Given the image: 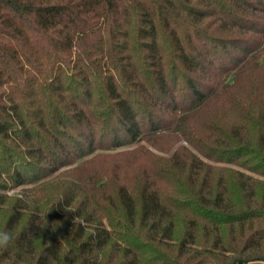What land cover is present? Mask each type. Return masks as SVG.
Returning a JSON list of instances; mask_svg holds the SVG:
<instances>
[{
    "label": "trees",
    "instance_id": "16d2710c",
    "mask_svg": "<svg viewBox=\"0 0 264 264\" xmlns=\"http://www.w3.org/2000/svg\"><path fill=\"white\" fill-rule=\"evenodd\" d=\"M208 101L233 115L179 132L250 173L185 147L159 159L165 185L82 169ZM72 164L0 192V264L264 259V0H0V189Z\"/></svg>",
    "mask_w": 264,
    "mask_h": 264
},
{
    "label": "rangeland",
    "instance_id": "374dc122",
    "mask_svg": "<svg viewBox=\"0 0 264 264\" xmlns=\"http://www.w3.org/2000/svg\"><path fill=\"white\" fill-rule=\"evenodd\" d=\"M224 77L225 75L221 77V80ZM228 81H231V79H229ZM244 92L245 91H243V93ZM246 101L247 100L243 99V102L246 103ZM206 104L207 105H204L200 110L197 111L196 114L191 113V112L186 115L179 113L180 115H182L181 121L177 123L174 121V118H173V121L171 122L170 125H168V128L165 130L158 131V133L148 138H144L143 140L135 142L131 145H125V146H121L115 149L113 154H117L118 158H120V161H119L120 166H117L116 168H114V163H115L114 160L105 161V160L95 157V155H88L84 157L83 159L85 161L91 160L92 162L88 163L87 165H83L82 169L84 171H87L95 167H106L110 171L113 170V175L119 178V180L130 184L132 187H136L137 184L140 185V179L142 178H146V180L148 179V181L150 180L149 178H153L154 180L158 182V184L165 185L166 184L165 177L159 174L158 172L161 168L160 167L158 170V166L161 165V160L170 158L177 151L178 152L180 151V154L176 156L180 158H183V156H187L186 154H188V152L182 151L180 149L181 147H185L187 151L195 154L198 158H200L207 164H210L212 166H217V167L219 166L220 167L221 166L230 167L233 169H238V170L250 173L249 171L243 169V167L237 164L228 163L224 161L223 162L217 161L212 156L207 157L201 150H199V148L197 149L195 145L191 144L179 132V130L181 131L183 128H189L193 132L194 131L197 132L195 130V126H197L199 121L204 119L205 118L204 116H206L207 114L210 115V114H213V113L216 114V112H219L220 115H224L227 118L233 115V112H232L233 110L228 105H224L222 103H215L213 101H208V103ZM196 139L198 142L200 141L198 137ZM206 141L210 142V140H206ZM206 141L204 140L203 144L210 147L209 143H207ZM141 148L144 150L143 154H140L137 152V150ZM134 153H136V157ZM131 158L132 159L135 158V159L132 160ZM173 159H174L173 162L177 164L175 158ZM72 166L73 164L63 166L59 168L58 170H56L55 172H52L48 175L41 177V179H39L37 183H27V184H22L16 187H8L6 189H2V190L0 189V192L9 197H21L24 199L25 194H27L28 189L32 188L33 186L37 184H40V182H44L47 180L61 177V173L64 171H67L68 169H71ZM251 174L260 180H264V176L255 175L253 173ZM62 184L64 183H61V185ZM57 185L56 186L51 185L47 188L56 189ZM258 253L262 254L261 252H258ZM246 264H264V259H261V258L252 259L246 262Z\"/></svg>",
    "mask_w": 264,
    "mask_h": 264
},
{
    "label": "clouds",
    "instance_id": "9594fccd",
    "mask_svg": "<svg viewBox=\"0 0 264 264\" xmlns=\"http://www.w3.org/2000/svg\"><path fill=\"white\" fill-rule=\"evenodd\" d=\"M13 241V235L9 231H0V248H7Z\"/></svg>",
    "mask_w": 264,
    "mask_h": 264
}]
</instances>
